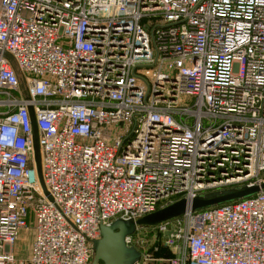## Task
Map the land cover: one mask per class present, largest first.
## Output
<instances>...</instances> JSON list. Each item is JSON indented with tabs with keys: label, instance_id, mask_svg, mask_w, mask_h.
I'll return each mask as SVG.
<instances>
[{
	"label": "built area",
	"instance_id": "2783aa9c",
	"mask_svg": "<svg viewBox=\"0 0 264 264\" xmlns=\"http://www.w3.org/2000/svg\"><path fill=\"white\" fill-rule=\"evenodd\" d=\"M262 182L264 0H0V264H90L100 224ZM125 244L264 264V190Z\"/></svg>",
	"mask_w": 264,
	"mask_h": 264
},
{
	"label": "water",
	"instance_id": "95a60500",
	"mask_svg": "<svg viewBox=\"0 0 264 264\" xmlns=\"http://www.w3.org/2000/svg\"><path fill=\"white\" fill-rule=\"evenodd\" d=\"M32 125V148L33 161L36 171L40 174V152L37 141V128L34 117L30 110ZM39 178V179H40ZM42 181V179H41ZM41 184V182H40ZM42 190L48 199L43 183ZM264 190V182L252 186L227 189L217 192H210L202 196H196L190 200L179 199L153 213L147 214L136 220H117L107 225H99V238L93 242V257L90 264H134L138 260L139 254L125 244V237L134 233L136 228L151 227L167 220L179 217L186 211H198L201 209L237 201L250 197ZM168 234V233H166Z\"/></svg>",
	"mask_w": 264,
	"mask_h": 264
},
{
	"label": "rangeland",
	"instance_id": "374dc122",
	"mask_svg": "<svg viewBox=\"0 0 264 264\" xmlns=\"http://www.w3.org/2000/svg\"><path fill=\"white\" fill-rule=\"evenodd\" d=\"M9 57V61L10 63L15 67V64L13 62V59ZM39 173L37 172V175ZM38 178H40V176H38ZM39 182H41L42 184V181H41V178L39 179ZM117 220H120V219H116V220H113L114 221H117ZM136 230V229H135ZM134 230V232H135ZM140 235L144 237V239L146 240V242L143 244L144 247L148 248V252L149 253H152L153 249L152 247H155L157 246L155 243L154 244H151L150 242H147V230H143L141 229L139 231ZM31 238H32V235H31V232L30 231H25V232H22L17 240V243H16V246H15V251H16V254L18 253V250H19V254H20V258H27L28 256V252H29V246H30V243H31ZM151 244V245H150ZM133 249V248H132ZM135 252H137V250L133 249ZM138 253V252H137ZM154 255V254H153ZM155 256V255H154Z\"/></svg>",
	"mask_w": 264,
	"mask_h": 264
},
{
	"label": "crops",
	"instance_id": "0c3cea01",
	"mask_svg": "<svg viewBox=\"0 0 264 264\" xmlns=\"http://www.w3.org/2000/svg\"><path fill=\"white\" fill-rule=\"evenodd\" d=\"M16 246V245H15ZM16 250V249H15ZM19 250H18V253L16 254V251H15V254L18 256V257H21L20 254H19ZM29 253V252H28Z\"/></svg>",
	"mask_w": 264,
	"mask_h": 264
}]
</instances>
